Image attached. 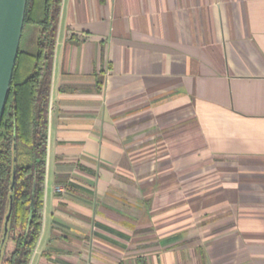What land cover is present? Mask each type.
Wrapping results in <instances>:
<instances>
[{
  "label": "crops",
  "instance_id": "1",
  "mask_svg": "<svg viewBox=\"0 0 264 264\" xmlns=\"http://www.w3.org/2000/svg\"><path fill=\"white\" fill-rule=\"evenodd\" d=\"M29 264H264V0H62Z\"/></svg>",
  "mask_w": 264,
  "mask_h": 264
},
{
  "label": "trees",
  "instance_id": "2",
  "mask_svg": "<svg viewBox=\"0 0 264 264\" xmlns=\"http://www.w3.org/2000/svg\"><path fill=\"white\" fill-rule=\"evenodd\" d=\"M61 5L62 0H27L24 31L29 24L40 31L36 53L20 45L0 123V264H29L42 231L50 92Z\"/></svg>",
  "mask_w": 264,
  "mask_h": 264
},
{
  "label": "water",
  "instance_id": "3",
  "mask_svg": "<svg viewBox=\"0 0 264 264\" xmlns=\"http://www.w3.org/2000/svg\"><path fill=\"white\" fill-rule=\"evenodd\" d=\"M26 7L27 0H0V123L22 41ZM33 210L32 199L31 211ZM9 219L10 214L7 216V221ZM7 229L6 226V231Z\"/></svg>",
  "mask_w": 264,
  "mask_h": 264
},
{
  "label": "rangeland",
  "instance_id": "4",
  "mask_svg": "<svg viewBox=\"0 0 264 264\" xmlns=\"http://www.w3.org/2000/svg\"><path fill=\"white\" fill-rule=\"evenodd\" d=\"M40 28L36 25H27L22 36L21 46H24V42H27V49L35 53L37 51L38 32Z\"/></svg>",
  "mask_w": 264,
  "mask_h": 264
}]
</instances>
